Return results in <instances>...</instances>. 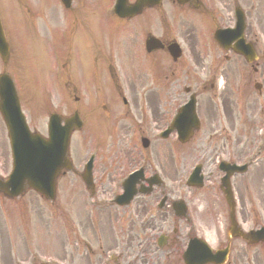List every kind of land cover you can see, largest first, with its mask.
<instances>
[{
  "label": "flooded vegetation",
  "instance_id": "af4514ba",
  "mask_svg": "<svg viewBox=\"0 0 264 264\" xmlns=\"http://www.w3.org/2000/svg\"><path fill=\"white\" fill-rule=\"evenodd\" d=\"M198 3L200 4L199 7L197 8L198 11L200 12H206L208 13L209 11L207 10V7L205 5L208 4L207 0L206 2L202 0H197ZM219 2H224V5H221L217 10L212 13H214V16H212L211 21L209 17L204 14L200 13L197 14V20L199 24L194 25L192 24L191 29L186 30V37L184 38L183 42L181 45L184 47L186 46L187 50L183 49L184 54L187 52L190 53L192 61L197 64H201L203 59H205L204 55H201V53L204 52V47L201 46L204 45L207 49H211L213 46L216 48L215 52L213 55L222 52V49L217 45H215V41H213V32L216 31L219 28L226 29V28H232L234 23H235V18H234V11L231 12L229 0H218ZM248 1V0H245ZM184 5L192 7L193 5L190 3H185ZM251 9L254 11L253 15H250V12L247 10V17H248V23L247 28L244 31V35L248 37L247 41H251L254 46L258 44V40L254 38V40L250 36V31L252 30L251 26L252 24L256 23L259 21V10L255 9L253 6ZM182 15L184 14V10H182ZM199 16L204 17V21H202ZM154 27V28H153ZM158 25H152L151 30L152 32L155 31V35L161 34V37L159 38L161 42L164 44V49L162 50H157L152 53L146 54V56L139 55V52L137 50L136 45L132 44L131 46L134 48L132 51V58H131V64H132V75L127 76L125 73L122 75L124 76L123 79H125V83H129V89L130 92L133 91L135 93L137 85H144L142 83V80L146 81L147 83L145 84V93L146 94H151L153 90V83L156 84L157 87L161 86V88H164L166 92L171 89L173 90L174 86H178L179 83H176L177 81L180 82L181 85L187 84L189 87H191L193 90L197 92L198 89H202L203 91L207 90V83L209 80L215 81L217 76L216 75V70L217 68L219 70H223L221 73L224 74L225 79H226V85L227 88L230 91H235L239 90L241 91L242 94L248 95L251 92V85L256 81L255 77H259L261 80L262 84L260 83V87L262 88V91L260 92V102H259V107H244L243 108V122L238 121V126L237 128L239 129L240 133L247 131L249 127V122H251V126H256V135H251L248 137V139L251 142H261L262 137L260 136L261 128L264 129V56L263 58H259L258 60L250 65H247L245 62L242 64H246V70H244V66L241 64L239 65L240 62V57L232 54L231 56H226L224 54L221 55L222 60L221 62H218V57L214 58L212 57L210 60H207L210 70L207 71H202V72H192L188 71L186 73H183V75L180 74H175L174 72L171 73L173 81L168 83L165 86V83L162 81L164 78V73L165 69H167V58H168V51L166 50V46L168 44V41L171 40L172 38H169V31H159L158 32ZM150 30V31H151ZM183 34V31H180ZM172 36V35H170ZM158 37V36H157ZM254 41V42H253ZM201 43V44H200ZM182 47V48H183ZM143 52L146 53L145 50ZM159 53V54H157ZM223 53V52H222ZM162 59V63H160V60ZM261 60V61H260ZM220 64L223 66L218 67ZM242 71L244 74H242ZM137 77L136 79H134ZM169 77L167 76L166 79ZM174 81H176L174 83ZM153 82V83H152ZM165 86V87H164ZM211 83V87H212ZM225 107H221L223 117L226 119H218V116H220V112H218L217 108L218 107H213L210 105L209 107H199L198 109V115L201 121L202 126H208L212 132H211V142L213 143L214 147V153L218 152L219 146L221 149H223V146H221V142L225 140L224 137L219 135L218 128L220 125L223 123H226L229 125L231 128L233 127L234 123L237 122V120L233 119L234 115V108L229 107L228 104H224ZM150 114L154 118L159 115V111L157 108L150 107ZM169 113V108H166V115L165 117H168ZM257 114L258 119L256 121H253L255 116ZM240 126V127H239ZM263 147H261L262 149ZM248 150L249 146L247 147H242V150L240 152H236L234 156L238 159L241 160L242 158H247L248 156ZM225 152V151H224ZM230 156V154L228 153ZM151 168L149 165L144 169L145 175L148 173V171ZM152 169L151 171H153ZM152 173V172H151ZM153 191L150 192L149 195L146 196V198H141V196H138L136 200L134 201L131 209L133 211V214L135 217H138L140 219H143V217L150 213L152 209V203H153ZM150 221L149 223H156L158 221H161L160 216L151 214L150 216ZM150 228H153V225L148 226ZM185 243V238L181 239V243L175 244L177 246V250H179V247L183 246ZM244 257H241L239 261L242 263ZM230 264H232L230 262Z\"/></svg>",
  "mask_w": 264,
  "mask_h": 264
},
{
  "label": "rangeland",
  "instance_id": "374dc122",
  "mask_svg": "<svg viewBox=\"0 0 264 264\" xmlns=\"http://www.w3.org/2000/svg\"><path fill=\"white\" fill-rule=\"evenodd\" d=\"M10 1V3H9ZM0 0V5H5L6 2L7 4H10V8L7 7V4L3 7V12L5 13L7 19H8V12L11 13L10 15V19H14L12 21L9 20V22H7V25L12 22L13 27H15L17 25V19H24L23 15H22V11L20 8H18V4L21 3L23 0ZM252 5L254 7H256V4L258 3L259 6L262 8L263 12H264V0H261L260 2L258 0H251ZM24 10L26 9V7H22ZM261 12V13H263ZM264 16V15H263ZM11 27V26H10ZM16 40H17V31L14 29L13 32ZM20 41V39H19ZM1 65V64H0ZM2 67V66H1ZM0 67V68H1ZM35 67V66H34ZM25 69L26 72L28 74V76L31 78L32 73H31V64L30 62H26L25 64ZM13 70L16 74H20L19 70L17 69L16 66L13 67ZM11 71V68L10 70ZM29 97L31 98V95H29ZM170 98H172V96H170ZM254 98L257 99V93L254 91L251 92L250 94L246 95L243 97L241 104H238V99L239 97L237 95H234V99L238 105L237 109H238V113L240 114V107H246V100L250 101L251 103H253ZM161 100H159V103L162 104L163 100L160 97ZM201 107H207L202 105ZM32 124V123H31ZM208 131V130H207ZM5 129H3L2 126V122L0 120V163L6 164L9 167V162L8 164L6 163V159H7V154H6V147H7V143H6V139L5 137ZM199 147L202 150H209V145L204 142V141H199L198 143L193 144V147ZM91 147H84L82 148V146H78L77 144V150H76V154L77 157L73 156L74 161L77 162V164H80V161L82 159L85 158V153L87 151V149ZM105 144L102 146V150L104 149ZM225 147L230 148L232 151L233 150H237L238 147L232 146L228 143L225 144ZM193 148H190V146L186 145L185 147H183L181 150V152H183V155L180 156V161H184L185 157H186V164H189V162H191V157H190V153L192 152ZM178 150H180V148H178ZM161 154L167 155V153L165 152H161ZM161 154H159V158L161 156ZM162 155L161 156V171L163 173V179H165L166 184L170 187L173 188V185L175 183V181L181 177V169L178 168V166L172 161V157L170 159H168V157ZM185 155V156H184ZM168 156V155H167ZM263 168V169H261ZM258 169L255 168L254 171H251L252 173H256L257 174ZM97 173H100V169L97 170ZM259 173L264 175V165L261 166L259 168ZM107 185H109V182H106ZM258 186V185H257ZM69 188L70 186L65 184H63V182L60 183L59 185V190H58V195L56 197V204L55 207H49V209L51 210V216L48 220V218L46 219H41L40 222L39 219L34 220V218L38 215V209L28 206H25V210L22 212V215L19 213H16L14 211H20V207L11 205L9 203H3L2 199L0 198V209H4V213H0V221H2V216L6 218V220L9 222L8 226V231L7 232V238L4 239L2 247H1V252H0V264H12L11 263V254L15 253V254H20L21 251L23 250H31V249H39L41 251H45V252H49V251H53V248L55 247L57 250H59L56 253H53L51 255L59 258L62 262H70V261H76L79 257L78 254L75 251H66V248L63 250H60L62 248H59L62 246V244L65 241V231H66V219L67 216L69 214L71 215H83L82 210H81V200H86L87 197L86 195H84L83 198H81V196L76 192H73V194H71V198L73 200H71L70 195H69ZM263 193V190L261 191ZM184 194H188L189 190H184L183 192ZM261 194V193H260ZM256 189H254L253 193L248 195V198H252V197H256L260 203L262 204V197L260 195ZM194 196V195H193ZM198 198V197H197ZM26 200H31L34 199L33 196H26L25 197ZM7 204H9L7 206ZM2 206V207H1ZM190 211H195V215L196 216H201V224L202 226L205 228H207L208 230H210V225L208 224V218L209 216L213 217V214L210 212L212 210V207H209V204H205L202 203L199 199H196L192 204H191ZM40 211L45 210L46 211V215L49 212L48 208L43 207L40 204ZM33 209H35L33 211ZM252 208H249V210H251ZM264 209V207H263ZM210 210V211H209ZM8 211H12L10 213L7 214ZM32 216L31 217V221L35 224V221L37 222L36 227L32 226L30 223V227H28L27 229L25 227H23L22 229V225H23V219H25L27 216ZM41 215V214H40ZM39 216V215H38ZM206 216L207 219H206ZM247 216H257V213H255L254 211H252L251 213H247ZM19 218L21 220H19ZM214 218V217H213ZM263 218V216H262ZM110 218L109 221H111ZM168 220V226L172 225V220L171 217L168 216L167 218ZM23 220V221H22ZM26 222V221H24ZM46 223V224H44ZM157 225L156 226H163V228H166L165 225H162V222L158 221L156 222ZM1 225V224H0ZM26 225V224H25ZM150 225V224H149ZM104 226L109 230V226L108 224H104ZM112 228V236H111V240L114 242H120V234L121 233H128L131 236H136V235H141L142 231L141 228L139 226V224H131L128 225L127 223H121L120 224V228L117 230L115 228V224L111 225ZM173 226H175V224H173ZM10 229V230H9ZM106 229V231H107ZM1 229H0V233H1ZM29 231V232H28ZM158 231V230H157ZM48 233H51V235L54 236H50L48 235ZM108 233V231H107ZM20 236V238H19ZM81 236H85L87 237V239H89V242L92 244H96V239L93 238V234L89 233L87 234V232L82 229L81 230ZM96 236V235H95ZM65 245V243H64ZM66 247V245H65ZM139 249V248H137ZM146 251H148V256H150L151 258L149 259V263L151 264V262L153 260H158L159 263H162L163 260V255L160 251H158V249L154 248L152 246V248L150 246L145 247L144 248ZM81 252V251H80ZM20 256L15 255V259L19 258ZM235 257H237V254L235 253ZM264 259V257H263ZM82 264H94V260H92V262L90 260H83ZM260 264H264V261L260 262Z\"/></svg>",
  "mask_w": 264,
  "mask_h": 264
},
{
  "label": "water",
  "instance_id": "95a60500",
  "mask_svg": "<svg viewBox=\"0 0 264 264\" xmlns=\"http://www.w3.org/2000/svg\"><path fill=\"white\" fill-rule=\"evenodd\" d=\"M5 97H8V94H7V90L4 88V87H2V88H0V98H1V105L2 104H4L3 102H4V99H5ZM13 103V105H15V100L12 102ZM1 108H3V110H4V112H5V114L10 118L11 116H12V118H15V114H13L12 115V113L14 112V111H11V109H10V107H1ZM13 109H16V107H12ZM21 129H23L24 131H25V128L24 127H20Z\"/></svg>",
  "mask_w": 264,
  "mask_h": 264
}]
</instances>
